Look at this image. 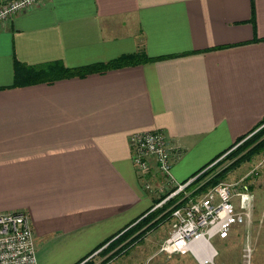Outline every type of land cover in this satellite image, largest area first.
<instances>
[{"label":"crops","instance_id":"crops-1","mask_svg":"<svg viewBox=\"0 0 264 264\" xmlns=\"http://www.w3.org/2000/svg\"><path fill=\"white\" fill-rule=\"evenodd\" d=\"M137 52L155 60L13 85L15 62ZM263 118L264 0H45L0 21V212L27 213L37 264L92 259L150 208L130 133L164 132L181 182Z\"/></svg>","mask_w":264,"mask_h":264},{"label":"built area","instance_id":"built-area-1","mask_svg":"<svg viewBox=\"0 0 264 264\" xmlns=\"http://www.w3.org/2000/svg\"><path fill=\"white\" fill-rule=\"evenodd\" d=\"M43 1L0 0V21ZM128 146L142 188L158 199L150 211L171 202L165 210L169 212L170 228L159 252L168 256L189 253L200 264H213L216 250L210 238L224 239L231 227L247 226L252 221L254 194L250 185L245 180L220 181L199 190L196 178L208 164L194 176L176 181L171 167L178 150L160 130L132 132ZM154 172L158 178L152 184L149 178ZM250 255L251 248L245 244L242 254L245 264H249ZM0 264H37L29 217L24 211L0 212Z\"/></svg>","mask_w":264,"mask_h":264},{"label":"rangeland","instance_id":"rangeland-1","mask_svg":"<svg viewBox=\"0 0 264 264\" xmlns=\"http://www.w3.org/2000/svg\"><path fill=\"white\" fill-rule=\"evenodd\" d=\"M241 142L242 140L239 143ZM227 151L222 156L220 155V158L218 156L217 160L211 161L200 175L214 166L212 172L226 169L224 176L217 182L231 183L245 180L254 194V209L249 225L231 227L228 236L224 239H219L216 236L210 238V243L216 250L213 264H245L242 258L245 244L251 248L249 264H264V150L252 155L249 160L240 161L234 166L230 165L234 158L225 156ZM210 174L201 179L198 184L201 185ZM156 202L158 199L153 197L151 206ZM169 228V219H167L146 233L142 239L135 241L124 253L112 258L106 264H198L189 253L168 256L159 252L160 243L167 236ZM89 260L98 263L102 260V256L97 254Z\"/></svg>","mask_w":264,"mask_h":264},{"label":"trees","instance_id":"trees-1","mask_svg":"<svg viewBox=\"0 0 264 264\" xmlns=\"http://www.w3.org/2000/svg\"><path fill=\"white\" fill-rule=\"evenodd\" d=\"M153 60L155 59L148 58L144 52H137L132 54L120 55L110 61L104 63H94L81 68H67L63 66L60 61H52L32 66L15 62L13 68V85L23 86L41 82L51 83L53 81L64 78L73 76L83 77L89 73H103L110 69L128 65H135ZM263 122L264 118L259 122L258 125L262 124ZM244 136L238 138V140H236V143L244 139ZM263 150L264 125L260 129L252 133L249 137L245 138L241 143L236 144L231 148L229 147L218 153L208 163L195 171L191 176H194L207 164H209L211 161H213L226 151V158H234V161L230 164L231 166H234L237 165V163L240 161L249 160L252 155ZM213 169L214 166H212L204 174L196 178L195 183L199 182L201 179H204L205 176L211 173L210 176L199 186V190L215 184L217 181H219L220 178H222V176H224V171L226 170L225 168L220 169L216 172H212ZM170 204L171 202H167L160 208H157L153 211H149L148 208L138 218H136L135 221L132 222V224L126 226L122 231L118 232L116 236L114 235L115 237L112 236L111 238L104 240V242H102L98 246L100 247L104 243H107L106 246L99 251V255L102 256V260H100L98 263H93L91 260H85L81 264H106V262L110 261L112 258H115L116 256L124 253L128 249V247L135 241L142 239L146 233L155 229L158 225L169 218V212L165 210ZM109 252L111 253L108 254Z\"/></svg>","mask_w":264,"mask_h":264},{"label":"bare ground","instance_id":"bare-ground-1","mask_svg":"<svg viewBox=\"0 0 264 264\" xmlns=\"http://www.w3.org/2000/svg\"><path fill=\"white\" fill-rule=\"evenodd\" d=\"M209 253L211 254V251Z\"/></svg>","mask_w":264,"mask_h":264}]
</instances>
